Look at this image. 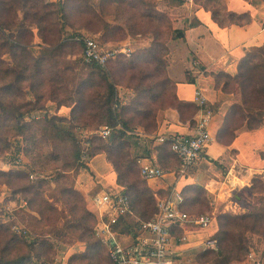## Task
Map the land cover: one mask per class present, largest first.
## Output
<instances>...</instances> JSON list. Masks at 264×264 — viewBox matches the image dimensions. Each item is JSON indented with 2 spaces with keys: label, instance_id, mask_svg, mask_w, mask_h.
<instances>
[{
  "label": "rangeland",
  "instance_id": "1",
  "mask_svg": "<svg viewBox=\"0 0 264 264\" xmlns=\"http://www.w3.org/2000/svg\"><path fill=\"white\" fill-rule=\"evenodd\" d=\"M99 1L30 0L26 6L28 10L30 8L34 9L36 17H31V13L26 15L27 8L21 5L16 7L18 8L17 14H7L0 4V24L9 29V34L20 42H31L34 45H38L41 42L39 39L40 34L49 43H54L58 39L66 40L63 51L65 54L62 57L64 63L58 67L59 77L57 80L52 78V83L43 87L44 98L36 104L41 109L34 110L26 115L25 121L30 122L36 119L41 121L54 115L61 117L62 115H56L55 113L56 107L60 106L59 103L68 105L71 100L75 102L78 98L75 96V91L81 81L87 78L90 69L85 67V62L80 56V46L75 42V37L73 36L82 33L90 37L93 31L100 30V33L95 32L96 34L91 36L103 44L106 38H114V41L118 42L127 36L131 38L135 36L124 35L127 32L148 31L147 34H142L144 37L155 32H149L152 28L148 24L150 22L145 18L143 19L141 13L143 12L144 14L150 4L155 9L158 5L155 0H144L143 4L140 3V0H124L121 3L118 0H105L102 2L103 7L99 5ZM58 2L64 4L65 11L63 13L60 10L58 13L55 12V7H49L46 11L40 10L43 4H57ZM167 2L159 3V9L162 11L161 13L158 11L159 14L155 15L152 21L154 22L153 28H156V35L158 36L157 42L159 40L161 43L157 44L158 53L152 56L145 49L137 51L140 61L135 59L133 54H129L128 57H118L113 62H110L103 72L106 82L116 88L119 105L117 110L121 112V118L128 123L124 140L114 144L115 147L113 144L110 145V158L114 160L113 163L121 175V177H118V181L128 185V188H130L128 194L133 204L134 216L141 221H148L153 218L157 198L152 195L148 182L139 177L138 164L133 157L135 155L144 156L145 152L149 151L154 157L148 161L158 165L163 170L170 167L173 168L174 158L165 146L156 145L159 143L158 136L152 134L151 137L144 136L146 138H143L138 135L139 133H136L137 128L135 125L138 122L142 123L146 130L145 132L149 133L153 127L152 114L174 106L178 109L179 112L177 113H179L181 119L186 120L191 116L192 112L191 107L182 106L176 102L170 87L162 85L165 66V61L162 60L165 51L163 42L167 37H172L170 35L171 22L166 13V4L172 5V3L168 0ZM31 3L35 7L31 6ZM126 5H131L133 12H138L133 14L132 18H123L121 26H124L120 30H115L114 34L104 33L105 31L102 30L104 18L108 21L113 19V15L106 17L104 13L114 14L118 8L122 10L123 17H129V13L124 11L125 8H128ZM50 11L55 13L50 14ZM176 14L182 16V11H176ZM32 23L36 25L31 26ZM80 28L83 30H80ZM30 30L32 36L30 35ZM39 49L35 46L32 51L37 53ZM136 54L135 51L134 55ZM143 57L145 60L142 61ZM3 58L7 59V57ZM211 79L214 83L213 76ZM95 80V87H90L86 91L87 93L80 103L84 107V111L79 116L80 118H77V107L73 118H71V111L65 117L72 119L71 123L73 125H78V127H75L74 132L78 141L76 146L83 154L81 163L84 165V169L81 168L77 171L74 168H69L65 170L67 173L64 172L65 175L60 178L58 174H61L60 172L63 171L64 165L69 162L70 153H66L62 143L56 138H52L51 134L43 135L37 131L39 124L34 126V128L37 127L34 130L37 133L35 149L31 146L28 147L22 138L16 134L9 135V146H5L0 142V172L9 173L13 170L14 172H22L28 175L26 180L18 181L13 180L12 176H0V231H3L0 232V237L6 238L8 234L16 237L14 248L9 250L12 255H23L29 252L33 262L37 264H110L107 254L98 245L92 234L95 218L98 214V210L92 204V199L96 194L105 190L96 187L87 188L86 185V180H89V176H92V174H89L88 164L93 156L90 155V149H88L85 140L92 134L99 136V132L104 126L98 125L101 120L97 117L96 113H99V111H97L93 100L95 93H100V89L102 91L105 88V82L101 75H97ZM223 82L224 79L220 80L218 89L221 88ZM13 94L16 102L22 97L18 92ZM217 94L219 99L238 98L232 95H221L219 91H217ZM26 99L31 100L33 98L28 96L23 101ZM27 111L28 107L22 109V112ZM66 112L64 110L65 114ZM1 120L2 117L0 116ZM102 121L105 122V120ZM10 123H15V120L12 119ZM83 123L93 125L81 131L80 127H82ZM115 133V129L111 130L108 137L102 138L105 144H110L109 139ZM95 143L97 144V142ZM154 146H161V149L158 150ZM32 149L34 153H32ZM71 149L69 147L68 150L71 151ZM56 156H59V158ZM176 170L177 167L174 172ZM79 175H81L80 183H78L77 179ZM174 176H176L175 178L178 177L175 173ZM256 181L258 183L255 184V189L257 191L260 190V192L256 193V195H254L252 190L245 193L248 203V211L245 213L252 212L260 203L264 205V202H260L262 194L264 195V175L260 179H256ZM26 182L32 187H29L30 192L19 190V187ZM77 184L81 186V191H79ZM193 187L191 190H183L181 206V209L190 216H210L214 220L213 225H217L218 230V222L221 215L245 214L222 211L223 208L221 209V206L214 200L213 196L205 190L199 189V187ZM63 189H67V191L63 193ZM70 191L74 192V194H71ZM160 192L161 194L158 197L164 200L170 194V188ZM127 221L131 223V228H133V220L129 218ZM196 230L200 229L188 225L184 226L183 230H176L172 234V238L168 243L170 264H216L219 259L215 253L217 247L215 249H205L202 245L193 246L191 245L192 243H189L188 238L185 239L190 231ZM253 230L259 234L264 233V227H259L258 225L254 226ZM81 235L84 237L83 241L79 239ZM24 238H27V242L36 240L33 248L28 245L29 243L27 244L23 241ZM182 238L184 239L182 240ZM244 239L246 242L243 243V246L248 249L249 253H253L256 258L262 260L264 258V239L260 235L252 233L245 234ZM127 241L126 238L125 240L123 238V242ZM88 243L94 244H90L91 248H89ZM207 251L212 252L204 254ZM245 257V254L242 253L238 261L232 260L225 264H241ZM262 261L264 262V259Z\"/></svg>",
  "mask_w": 264,
  "mask_h": 264
},
{
  "label": "trees",
  "instance_id": "2",
  "mask_svg": "<svg viewBox=\"0 0 264 264\" xmlns=\"http://www.w3.org/2000/svg\"><path fill=\"white\" fill-rule=\"evenodd\" d=\"M104 1L105 0L99 1V5L101 7H103L102 2ZM118 1H120L121 3L124 0ZM168 1L176 5H180L182 3V0ZM245 1L251 3L253 0ZM29 2L30 0H1L0 4L2 5L4 11L7 12V14H17L18 8L16 7L17 5H21L27 8V12H25L26 15H29L31 13V17H36L34 9L30 8V10H28V7L26 6V4H29ZM193 2L195 5L210 12L212 20L219 27L222 28L228 27L229 25L244 27L248 25L251 21V18L248 13L234 14L227 11L223 0H193ZM140 3L143 4L144 0H140ZM63 5L64 4L60 2H58L57 4L47 3L43 4L40 10L46 11L49 7H55V12L58 13L60 10V12L63 13L65 11V7H63ZM31 6L34 5L31 3ZM126 6L128 8H125L124 11L129 13V17H123L124 14L122 13V10L118 8L116 9V12L114 14L104 13V16L106 17H111V15H113L112 21H108L104 18V27L102 28V30L105 31L104 33H108L109 35L114 34L115 30H120L124 26H121L123 18H132L133 14H136L138 12H133L131 10L133 9L131 5ZM55 12L50 11L49 13L53 14ZM141 13L143 15V19L145 18L147 19V21L150 22L148 24L152 28L149 30V32L155 31L153 33L154 35H151L155 39H157L158 36L156 35V28H153L154 22L152 21L154 20V16H157L159 13L156 11V9H154V6L151 4L150 7L144 11V14L143 12ZM35 25L33 23L31 24V26ZM193 25H196V23L194 22L188 25L187 27H192ZM80 30L83 29L80 28ZM95 32L100 33V30H96ZM95 32L93 31L91 35L96 34ZM147 33L148 31L139 30L135 32H127L124 35H145ZM30 35L32 36L31 30ZM91 35L90 37L97 41ZM84 36L87 35L81 33L73 36L75 37V42L78 43L80 46L81 58L83 45L80 40ZM172 36L174 39L182 38L183 32L180 30L174 31ZM39 39L41 40V43L38 45H34L31 42H20L9 34V29L4 27L3 24H0V116L2 117V120L0 121V142H2L5 146H9V135L16 134L18 137L22 138V140L26 143L28 147L31 146L34 148L37 134L36 131H34L37 129V127L34 128V126H37L39 124L37 131H39L43 135L51 134V136H53L52 138H56L59 142L62 143L65 152L70 153L69 162L64 165L63 171L60 172L61 174H58L61 178L63 177V175H65V173H67L65 172V170H68L69 168H74L77 171H79L81 168H85L84 165L81 163V158L83 157V154L81 153L80 149H78V146H76V142L78 141L76 140L77 138L74 129L75 127H78V125H73L71 123L72 119H67L65 117L55 115L51 117H46L41 121H39L38 119L31 120L30 122L25 121L26 115H28L34 110L41 109L38 108L39 106H36V104L44 98L45 92L43 91V87L47 86V84L52 83L53 80H57L60 75L58 67L64 63L62 61V57L65 54V52L63 51L65 48L66 40L58 39L54 43H49L46 38L43 37L42 34L39 35ZM114 40V38H106L104 43L115 42ZM98 43L101 45L100 42ZM158 43H160L159 40L157 44ZM157 44L153 45L149 50L152 56H155L158 53ZM160 44L159 48L161 46ZM35 46L40 48L37 53L32 51ZM3 57H7V59L5 60ZM118 57L125 56L117 55L115 58L109 60L107 65L110 62H113ZM133 57L135 56L133 55ZM85 65L86 68L90 69V72H88L87 78L81 81L79 87L75 91V96H77L78 98L75 100V102L71 100L68 105L61 103H59V105L72 107L71 118H73V115L76 111L75 108L77 107V118H80V114L82 113V111H84L83 104L80 103L83 101V98L87 93L86 91L89 90L90 87H95V77L97 75H101L103 81L105 82V88L102 91L100 89V93H95L93 103L95 104L97 111H99V113H96L97 117H99L101 121L105 120V122L99 121L98 125H104L110 128V130L115 129L116 133L113 135L112 138L109 139V145L105 144V141L99 136H96V134H92L88 138H86L85 143L87 144L88 149H90L89 153L91 156H95L98 154H104L106 156V160L112 164L118 181V177H121V175L118 172V168L113 163L114 160L110 158V145L113 144V146L115 147L114 144H118V142L124 140L123 138H125L126 131L128 129V123L121 118V112L117 110L119 106L117 100V91L114 85L110 84L109 82H106L105 74H103L105 67H101L94 63H85ZM212 76L214 78V87L216 92L219 91L221 95H232L238 97H233L234 104L226 114L224 124L220 130V133L217 136L218 141H220L224 145H227L234 137L233 131H235L236 129L244 126L247 130H255L262 125V118L264 114V46L253 47L247 51L245 57L240 61L238 65V71L235 76H231L225 73L213 74ZM222 79H224V82L221 85V88L218 89L219 82ZM216 81L218 82L216 83ZM14 92H18L20 93L19 95H22L21 99H19L18 102H16V99L14 98ZM28 96L32 97L33 99H26L25 101H23L24 98ZM220 101H218L217 105H219ZM176 102L182 106L191 107V116L198 111V107L196 105L194 106L193 104L180 103L177 100ZM26 107H28V111L22 112V109H25ZM173 108L177 112H179L178 109H176L174 106ZM153 115L154 114L151 115V118ZM12 119L15 120V123L13 124L10 123ZM92 125H89V123H83L82 127H80V130H85ZM153 125L154 123H152V126ZM135 126H140L145 129L143 124L139 122L136 123ZM95 142H97V144ZM68 146L72 148L71 151L68 150ZM161 146H168L169 148V145L167 143ZM31 151H33V149ZM32 153H34V151ZM56 157L59 158V156ZM0 176H12L11 178H13V180L15 179V181H18L24 179L26 180L28 175H25L22 172H14L12 170L9 173L0 172ZM257 183L258 182L256 181V179L252 181L251 190L254 195L260 192V190L257 191L255 189V184ZM118 184L124 188L126 193L129 192L130 188H128V185L122 184L119 181ZM29 187L32 188L26 182L25 184L19 187V190L30 192ZM193 188L194 187L189 186L186 187L185 190H191ZM66 191L67 189L62 190L63 193H65ZM70 193L74 194V192L72 191H70ZM124 195L126 194L124 193ZM126 196L129 197L128 195ZM129 201L133 212L134 210L131 199H129ZM260 202H264L263 194L260 198ZM180 210L183 211L182 209ZM155 213L156 207L153 216L155 215ZM129 218L133 220V222L131 221L134 226L133 228H131V223H128L127 221ZM140 221V219L135 218L133 212V216H125L123 218H120L118 223L113 226V230L122 236L129 237V241L135 243L136 238L139 234L137 232V229L139 225L138 223ZM96 222L97 217L95 218V225ZM256 225H258L259 227H264V205H262L261 203L260 205L256 206V208H254V210L250 213L239 215H221L220 221L218 222V230L213 236V240H215L217 243L215 253L219 257L218 261H216V264H225L232 260L238 261L242 253L247 256L249 251L243 246V243L246 242V240L244 239V235L247 233L258 234L264 239V233L259 234L258 232L253 230V227ZM92 234L95 237V240L97 241L98 245L103 248V250L107 254L109 263L112 264L109 259L107 250L100 243L99 238L95 235L94 228ZM79 239L83 241V235H81ZM15 240L16 237L10 234H8L6 238L0 237V264H37L33 262V258L29 252L23 255H12L9 252L10 249L14 248ZM23 241H25V243L27 244L29 243L28 245L31 248H33V244H35L36 242V240H32V242H27V238H24ZM90 244L88 243L89 248H91V245H93L94 243L91 245ZM209 252L212 251H207V253L204 254H208Z\"/></svg>",
  "mask_w": 264,
  "mask_h": 264
},
{
  "label": "crops",
  "instance_id": "3",
  "mask_svg": "<svg viewBox=\"0 0 264 264\" xmlns=\"http://www.w3.org/2000/svg\"><path fill=\"white\" fill-rule=\"evenodd\" d=\"M164 1L167 2V0H155L158 4L155 8L157 12L161 13L159 3ZM223 2L227 11L231 13H248L251 18L250 23L244 27L229 25L222 28L212 20L210 12L195 5L192 0H182L180 5L166 4V13L171 22L170 35L180 30L183 32V37L179 39H174L173 36L167 37L163 42L165 51L162 60L165 61V66L162 85L171 88L173 97L178 102L194 106L196 105L195 92H200L210 106L212 115L208 124L210 142L203 159L198 162L197 166L195 165L186 176L175 178L174 170L177 167V159L168 146H165L174 158L173 168L164 169L167 174L162 178L147 181L143 179L148 182L152 195L157 198L155 207L162 200L158 197L161 194L160 191L170 188V194L164 199L170 198L181 209L183 190L186 187L195 186L213 196L221 209L223 208L222 211L245 213L248 211L245 193L251 191L254 179H260L264 175V114L262 125L259 128L247 130L242 126L233 131L234 137L227 145H224L218 141L217 136L234 101L233 97L219 99L211 79L213 74L218 73L235 76L238 65L247 51L253 47L264 46V1L253 0L248 3L245 0H223ZM176 11H182V16L176 14ZM194 22L196 25L187 27ZM156 44L157 39L151 34L146 37L136 34L133 38L127 36L121 41L105 42L101 46L107 50L126 48L129 54L133 55L136 51L137 56L134 55V58L140 61L137 51L144 49L149 51ZM128 55L122 56L128 57ZM143 60H145L144 57ZM218 101H220L219 105H217ZM71 109L72 107L58 106L55 113L66 117ZM64 110L67 111L66 114ZM198 117V112H196L188 119L182 120L173 107L167 108L152 116L154 125L151 132H145V129L137 126L136 133L143 138L151 137L152 134L158 137L191 135ZM154 147L161 149V146ZM153 157L149 151H146L144 156L135 155L133 157L138 164L140 178H142L140 166L152 164L148 160ZM88 166L89 174L92 176L86 180L87 188L96 187L105 190L100 193L118 192L129 196L118 184L112 164L106 160L104 154L93 156ZM80 176L77 177L78 183H80ZM77 187L79 191L82 190L80 185L77 184ZM213 222L212 219L210 226L204 230L190 231L185 239L188 238L193 246H203V243L213 239L217 232V225H213ZM121 242H123V237H121ZM241 264H247V262L242 261Z\"/></svg>",
  "mask_w": 264,
  "mask_h": 264
},
{
  "label": "built area",
  "instance_id": "4",
  "mask_svg": "<svg viewBox=\"0 0 264 264\" xmlns=\"http://www.w3.org/2000/svg\"><path fill=\"white\" fill-rule=\"evenodd\" d=\"M83 45L82 60L87 64H97L105 67L109 60L117 55H128L129 50L120 48L107 50L89 36L80 40ZM194 102L198 107V119L195 121L194 132L191 135L177 137L159 136V144H168L171 152L178 161L176 172L178 177H184L204 157V152L210 142L208 124L212 110L200 92H195ZM110 128L104 126L99 136L106 138L110 135ZM167 174L157 165L142 164L140 175L144 180L162 178ZM92 204L98 210L97 222L94 233L100 243L107 250L112 264H170L168 259V243L172 234L184 226H193L204 230L212 223V218L207 215L190 216L181 211L179 205L170 198L160 200L157 204L155 216L148 221L138 224L136 242L129 241V237L122 236L113 230V226L120 218L133 216L128 197L121 193L103 192L96 194ZM121 237L127 242H121ZM184 238H182L183 240ZM205 249H215L217 243L213 239L203 243ZM244 261L247 264H263L253 253H248ZM50 264V263H46Z\"/></svg>",
  "mask_w": 264,
  "mask_h": 264
}]
</instances>
